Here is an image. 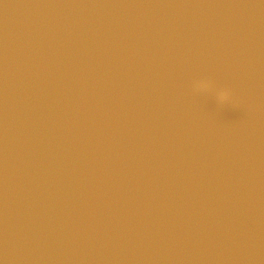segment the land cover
I'll return each instance as SVG.
<instances>
[{"label": "water", "instance_id": "95a60500", "mask_svg": "<svg viewBox=\"0 0 264 264\" xmlns=\"http://www.w3.org/2000/svg\"><path fill=\"white\" fill-rule=\"evenodd\" d=\"M2 264H264V0H0Z\"/></svg>", "mask_w": 264, "mask_h": 264}, {"label": "snow or ice", "instance_id": "6c2138e0", "mask_svg": "<svg viewBox=\"0 0 264 264\" xmlns=\"http://www.w3.org/2000/svg\"><path fill=\"white\" fill-rule=\"evenodd\" d=\"M0 264H2V261H0Z\"/></svg>", "mask_w": 264, "mask_h": 264}]
</instances>
